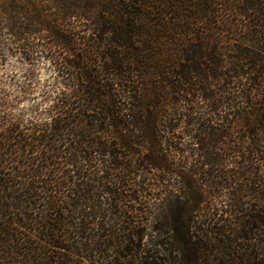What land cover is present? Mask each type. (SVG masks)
Wrapping results in <instances>:
<instances>
[{
	"label": "trees",
	"instance_id": "16d2710c",
	"mask_svg": "<svg viewBox=\"0 0 264 264\" xmlns=\"http://www.w3.org/2000/svg\"><path fill=\"white\" fill-rule=\"evenodd\" d=\"M5 57L55 82L1 100L0 264H264V0H0Z\"/></svg>",
	"mask_w": 264,
	"mask_h": 264
},
{
	"label": "rangeland",
	"instance_id": "374dc122",
	"mask_svg": "<svg viewBox=\"0 0 264 264\" xmlns=\"http://www.w3.org/2000/svg\"><path fill=\"white\" fill-rule=\"evenodd\" d=\"M27 68L28 66L21 63L16 57H5L0 65V101L5 98L12 101L17 96L19 101L14 102L12 112L16 116H22L24 119L30 118V107L36 104H43L40 92L47 85V89L53 90L55 74L53 67L47 60H39L33 64V72L38 83L35 84L33 94L21 96L20 88L27 87ZM8 110L0 103V120L6 118Z\"/></svg>",
	"mask_w": 264,
	"mask_h": 264
}]
</instances>
